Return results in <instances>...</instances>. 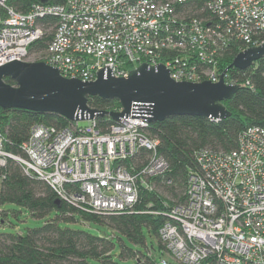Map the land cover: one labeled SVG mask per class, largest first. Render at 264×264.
Wrapping results in <instances>:
<instances>
[{"label":"built area","instance_id":"obj_1","mask_svg":"<svg viewBox=\"0 0 264 264\" xmlns=\"http://www.w3.org/2000/svg\"><path fill=\"white\" fill-rule=\"evenodd\" d=\"M10 2L0 0V67L29 62L31 47L49 37L39 61L66 79L94 82L105 67L121 78L161 64L175 82L218 83L227 53L264 44V0H66L26 13ZM79 123L35 126L25 157L7 153L0 134V169L14 159L80 212L132 213L140 189L169 170L146 133L151 123L124 118L105 133L96 119ZM238 145L199 151L186 203L153 213L166 219L159 240L174 264H264V127L246 129ZM142 150L147 163L128 167Z\"/></svg>","mask_w":264,"mask_h":264},{"label":"trees","instance_id":"obj_2","mask_svg":"<svg viewBox=\"0 0 264 264\" xmlns=\"http://www.w3.org/2000/svg\"><path fill=\"white\" fill-rule=\"evenodd\" d=\"M65 2L49 0L53 4ZM10 3L17 11L26 13L39 2L11 0ZM55 23V19L45 20L46 26ZM48 43L49 37L36 43L29 55L43 56ZM237 55V51L227 53L219 63V72L229 69L227 79L240 86L234 97L223 103L230 117L218 122L202 117H181L150 124L146 133L159 141L158 154L167 161L169 170L163 176L150 180L148 188L140 189L139 200L132 213L100 216L80 212L62 201L58 203L57 195L47 183L27 175L17 161L8 158L5 167L0 169V210L3 217L8 220L10 214L26 212L35 220H44V224L30 229L25 235L0 234V264H118L114 260L117 246L120 260L132 259L137 264L141 256L145 264H160L149 257L148 252L156 251L154 241L162 254L165 252L159 240V230L166 219L153 213H164L186 203L188 178L195 168L196 154L203 150L235 151L246 129L264 127V58L241 71L230 68ZM6 82L15 85L10 78ZM88 104L101 112L121 110V104L115 100L91 97ZM96 122L104 133L116 124L108 116L98 117ZM39 124L68 127L71 122L39 113L0 108V134L5 140V151L25 157L22 146ZM149 157L150 153L142 150L136 160L126 165L138 169L147 163ZM7 205L16 209L3 210ZM78 219L111 229L119 236L118 243L107 236H94L84 230L70 228L69 225L76 224ZM1 221L4 219L0 217Z\"/></svg>","mask_w":264,"mask_h":264},{"label":"water","instance_id":"obj_3","mask_svg":"<svg viewBox=\"0 0 264 264\" xmlns=\"http://www.w3.org/2000/svg\"><path fill=\"white\" fill-rule=\"evenodd\" d=\"M46 4L49 0H38ZM264 58V44L239 53L230 68L245 71ZM225 70L218 83L175 82L163 65L143 64L127 77L116 78L109 67L98 70L94 82L66 79L57 67L44 62L14 60L0 67V108L17 109L63 118L70 122L95 120L108 116L119 123L136 118L162 123L181 117H202L221 121L230 117L225 101L231 100L239 85H227ZM10 78L15 85L6 82ZM115 100L119 112L90 108L89 98ZM58 203L61 201L58 200ZM137 264H142L137 261Z\"/></svg>","mask_w":264,"mask_h":264},{"label":"rangeland","instance_id":"obj_4","mask_svg":"<svg viewBox=\"0 0 264 264\" xmlns=\"http://www.w3.org/2000/svg\"><path fill=\"white\" fill-rule=\"evenodd\" d=\"M40 56L37 55H30L28 57L29 62H40L39 61ZM80 126L81 127H86L88 126V121H80ZM0 188H1V177H0ZM159 193L163 194L162 191H159ZM8 209H16L15 207H12L10 205H7L3 208V210H8ZM0 217L4 219V221L0 222V234L2 233H12V234H20V235H25L30 229L38 228L41 227L44 224V220H35L32 217L29 216L28 213L23 212V213H13L9 215V219L3 217L2 212L0 210ZM52 217H54V214H52ZM2 222H4L5 225H2ZM70 228L72 229H79V230H84L94 236H99V237H109L112 238L114 243H118V238L119 236L113 232L111 229H108L107 227H102L100 225L88 223V222H83L78 219L76 224L69 225ZM148 244L151 245V241H148ZM154 245L156 246V251H150L148 252V256L151 258H155L160 264H162L163 260L167 262H171V257L164 252L159 250L158 244L156 241H154ZM119 253L120 249L119 246L116 247L114 251V260L118 264H136V260H120L119 259ZM141 261L143 264H145V259H143L141 256Z\"/></svg>","mask_w":264,"mask_h":264}]
</instances>
